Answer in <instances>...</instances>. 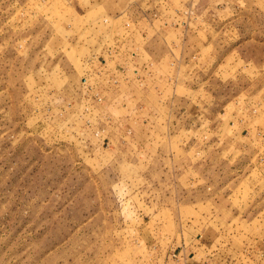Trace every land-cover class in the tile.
Here are the masks:
<instances>
[{
    "label": "rangeland",
    "instance_id": "374dc122",
    "mask_svg": "<svg viewBox=\"0 0 264 264\" xmlns=\"http://www.w3.org/2000/svg\"><path fill=\"white\" fill-rule=\"evenodd\" d=\"M214 222L264 263V0H0V264H186Z\"/></svg>",
    "mask_w": 264,
    "mask_h": 264
},
{
    "label": "crops",
    "instance_id": "0c3cea01",
    "mask_svg": "<svg viewBox=\"0 0 264 264\" xmlns=\"http://www.w3.org/2000/svg\"><path fill=\"white\" fill-rule=\"evenodd\" d=\"M120 16H118V17H120ZM130 57L132 58L133 64L139 63V62L140 63L141 62H147L146 66L149 69L152 68L150 66L160 65L163 72H159L157 74V80H162V79L166 80V78H165L166 73H165V70L163 67L164 66L163 63H165V61H166L167 67H169V65H171V64H176L174 62V60H172L170 63L169 58H166L165 55L161 58H156L154 55H151L149 53V51H147V50H145V52H140V51L138 52V51L133 50ZM136 71H137V73H135V74H137V75L132 76L131 80H130V78H126L124 75L118 76L116 79V80H118L119 85L121 84V82L124 79L126 81H128V80L131 81V89L133 91L137 92V93L133 92L131 94L132 96H134V94H136V96L139 95L141 87L149 88L150 87L149 86V80L153 79V77H156V74L153 75L152 72H149L147 74H144V73L142 74V73H140L141 70L138 69ZM146 82H148L147 85H146ZM107 84H110V83H107ZM158 94L162 95L159 91H158ZM141 102L142 101L139 100L137 103V106L140 105L139 106L140 108H142ZM194 108L197 111L196 115H198V112L200 110L198 104H195ZM150 110H152V109L150 108ZM153 110H155V108ZM181 110L186 111L187 110L186 106H183L181 108ZM139 111H140V109H139ZM142 128H143V126L141 125V129ZM181 128H182V126H181ZM238 133H239V131H236V134H238ZM238 136H240V134ZM217 224L226 225L228 223L227 222H223V223L222 222H214V224L206 225L201 231L194 233V237H192L190 239L189 243H187L180 250L179 254H180L181 258L185 260L186 264H230V263H234V262H232V260H233L232 257H231L232 260L227 261V263H225L223 260H221V259H223V254L225 253V251L232 253V255L234 256L235 249L233 247V244L231 243V238L233 237L232 236L233 234H230V232H228V233L224 232L223 230H221L219 228V226H217ZM250 251L252 252V250L247 251L248 255L245 254V256L249 260V262H255V260H253V255H254L255 258H257V260L260 262L259 264H264L261 261V258L263 256L262 254H260L256 250H254L255 252H253V253H251ZM195 256H196V258H195V260H193Z\"/></svg>",
    "mask_w": 264,
    "mask_h": 264
}]
</instances>
